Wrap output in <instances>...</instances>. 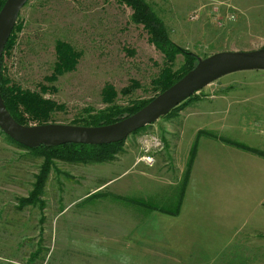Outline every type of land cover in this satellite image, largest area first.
<instances>
[{"label": "rangeland", "instance_id": "obj_1", "mask_svg": "<svg viewBox=\"0 0 264 264\" xmlns=\"http://www.w3.org/2000/svg\"><path fill=\"white\" fill-rule=\"evenodd\" d=\"M145 1L163 21L169 38L177 46L195 53L197 63L198 59L219 52L264 48V43H243L251 39L249 34L264 31L263 19L256 18L264 16V9L255 12L264 8L260 0ZM220 1L252 10L245 26L246 37L232 36V28L225 24L226 15L221 16L222 25L214 21L209 10ZM200 4L206 8H198ZM195 9L199 18L191 21L189 16ZM131 13L129 7L117 0H28L17 19L21 29L15 33V43L4 55L2 75L23 89L41 93V87L47 88L43 97L61 107L51 114L48 124L80 123L88 113L107 107L102 101L106 85L116 92L114 104L155 98L151 82L164 67L165 60L148 41L142 26L131 22ZM57 40L70 44L79 57L72 71L49 81L56 61ZM182 61L177 55L172 69L177 70ZM224 80L237 82L236 93L248 95L236 108L243 119H264V70L235 72ZM130 81L141 86L124 96L121 90ZM215 83L218 80L209 85ZM200 91L195 95L205 97ZM164 116L131 134L124 141L122 153L111 162L81 164L53 160L42 195L33 204L24 206L21 200L34 191L35 177L44 161L12 143L0 131V264H169L172 261L171 264H264V205L257 204L261 198L264 202V196H255L250 188L244 190L242 198L231 197L219 204L201 203L182 221L180 216L172 220L175 228H185L184 234L177 230L175 235H183L174 236L173 245L160 243L153 249L150 240L139 244L135 239V231L147 229L144 225L136 226L128 214L138 211L144 214V210L135 211L139 197L136 188L141 195L151 198L149 202L173 207L170 200L180 183L170 159L172 143L180 151L179 130L174 127L169 137L164 124L177 119L179 112ZM35 125L30 122L28 126ZM144 134H156L164 142V150L157 154L165 162L161 169L158 163L152 167L143 163L132 166L133 159L139 163V143ZM260 148L264 150V145ZM182 149L187 150L185 140ZM162 217L170 219L166 215ZM126 229H130L126 234L121 232ZM163 233H158V238L163 239ZM123 235L128 244H123ZM124 246L129 250L120 251ZM139 247L145 250H138Z\"/></svg>", "mask_w": 264, "mask_h": 264}, {"label": "crops", "instance_id": "obj_2", "mask_svg": "<svg viewBox=\"0 0 264 264\" xmlns=\"http://www.w3.org/2000/svg\"><path fill=\"white\" fill-rule=\"evenodd\" d=\"M260 2L264 3V0H260ZM198 8L204 10L206 6L200 4ZM263 9L262 7L260 10L255 9V12L263 11ZM209 11L210 14H218L220 17L233 14L235 16L234 21L225 24L232 28L233 37L238 38L240 35L246 37L245 26L249 21L248 14L249 11H252L251 9L229 2L224 4L220 1L216 8L212 7ZM256 18L258 20L262 18L264 21V16L257 15ZM249 37L251 39L243 43H264V31L258 32L256 35L249 34ZM224 77L220 78L217 84L203 88L200 93L206 96L202 98L200 95H196L197 98L194 101L179 111L177 119H170L164 123L169 137H172L174 127H176L175 130H179L180 151L176 148V144L174 146L172 143L170 159H172V166L180 183L176 194L170 200L174 204L173 207L157 206L156 203L149 202L151 198L141 195L139 189L136 188L139 197L136 198L135 211L144 210V214H139L140 211L137 213L128 212V214L132 215L136 226L144 225L147 227L146 230L139 232L134 230L136 232L135 239L139 241V244H147V241L150 240L153 249L154 245L160 243L173 245V237L183 235L185 228L183 226H176L175 228V224L171 221H175L179 216L182 221L188 212L196 211L201 203L204 205L207 203L219 204L231 197L242 198L244 190L247 188L252 189L255 196H264V189L260 192V188L264 187V158L226 142L232 141L250 149L264 152L260 148L261 144L264 145V119H243L242 113L236 108L246 100L248 95L246 92H244V96L236 93L239 84L231 80L226 81ZM195 116L201 119H190ZM183 140L187 141V150L184 152L182 149ZM194 145L196 147L195 157L185 190L180 199L181 181L187 169L190 151ZM155 163H158V167L161 169L165 162L160 156H156ZM137 164L140 163L134 162L133 159L132 166ZM142 174L146 175L145 173ZM179 199L177 213L170 214V211L173 212L176 209ZM262 199L257 200L259 206L264 205ZM151 207L156 208L152 209ZM161 214L169 216L170 219L164 220ZM144 216L147 220H143ZM150 223L154 224L153 227L150 226ZM159 229L164 231L163 239H161L162 236L158 238V233L162 235V231ZM129 230L126 229L121 232L126 234ZM177 230L183 234L175 235L178 233ZM145 236L147 238L143 239ZM128 243L127 237H125L123 244ZM139 248L138 250H145L143 247ZM151 248H147V250ZM127 250L129 247L124 246L120 251ZM180 264L183 263L180 262Z\"/></svg>", "mask_w": 264, "mask_h": 264}, {"label": "trees", "instance_id": "obj_3", "mask_svg": "<svg viewBox=\"0 0 264 264\" xmlns=\"http://www.w3.org/2000/svg\"><path fill=\"white\" fill-rule=\"evenodd\" d=\"M5 1L6 0H0V9ZM117 1L120 5H124L131 9V22L135 25L142 26L143 30H145L149 36L148 41L152 45H154L155 48L164 57V67L161 69L158 76L151 82L153 89L156 91V95H158L159 93L172 86L178 80H180L189 71H191L197 63L196 61L198 56L188 49H183L182 47L177 46L169 38L168 31L163 21L152 11L149 4L145 0ZM20 29L21 23L16 24L9 40L5 45L4 52L0 59V94L4 101L6 109L13 117V119L19 124L25 126H28L30 122H33L36 125L48 124L51 114L61 107L58 106L55 102L47 100L43 97L42 93L47 91V88L41 87V93L23 89L22 87L15 83H12L10 79L2 75V61L4 55L9 53V51L12 49L15 43V33L19 32ZM177 55H180L183 58V61L181 66L174 71L172 68ZM55 56L56 61L54 63L53 72L51 77L49 78V81H56L57 76L72 71L77 64V58L79 57V54L75 52L70 44L61 40H57L55 43ZM140 86L141 85H139L137 81H130L129 85L124 87L121 92L124 96L130 95L138 88H140ZM102 94V101L108 104L107 107L97 112L88 113V115L83 118V121H81L80 123L75 122L72 125L87 127L109 125L136 113L153 99L152 97L146 101H130L126 105L114 104L112 103V101H114L113 99L116 97V92L110 85L105 86ZM196 98L197 96L194 94L179 106L173 108L168 113V115H165L164 117L174 116L177 112L194 101ZM92 111L93 110H91L90 112ZM142 129L136 131L135 133H138ZM8 139L12 143L23 147L14 142L9 137ZM226 142L235 146L236 148L253 152L264 158V152L250 149L246 146L234 143L232 141ZM123 145L124 141L108 145L64 144L56 147L42 145L35 149H28L23 147L26 150L31 151L43 158L44 163L41 166L39 174H37V176L35 177V184L33 187L34 191L28 198L21 200V205L24 206L26 204H33V201H37V198L42 195L48 173L53 167V160L81 164L108 163L115 160L116 156L119 153H122ZM195 153L196 147L194 145L192 150L190 151L187 169L181 181L180 199L187 184ZM180 199L177 202L176 209L173 212L170 211V214L174 215L177 213ZM41 206H43L42 203ZM151 208L155 209L156 207Z\"/></svg>", "mask_w": 264, "mask_h": 264}, {"label": "water", "instance_id": "obj_4", "mask_svg": "<svg viewBox=\"0 0 264 264\" xmlns=\"http://www.w3.org/2000/svg\"><path fill=\"white\" fill-rule=\"evenodd\" d=\"M28 0H6L0 9V59ZM264 70V48L251 51L215 53L203 60L136 113L103 126L43 124L25 126L10 115L0 94V131L17 144L28 148L40 145H108L125 141L134 132L154 123L188 98L219 80L240 71Z\"/></svg>", "mask_w": 264, "mask_h": 264}, {"label": "built area", "instance_id": "obj_5", "mask_svg": "<svg viewBox=\"0 0 264 264\" xmlns=\"http://www.w3.org/2000/svg\"><path fill=\"white\" fill-rule=\"evenodd\" d=\"M216 15V16H215ZM215 22H219L222 25V18L215 14ZM199 18V11L193 10L190 13L189 19L191 21L197 20ZM235 16L233 14H227L225 16V20L227 22L234 21ZM139 153L137 162L143 163L149 167H152L156 161V156L159 152L164 150V142L163 140L156 134H144L141 136L140 143H139Z\"/></svg>", "mask_w": 264, "mask_h": 264}]
</instances>
